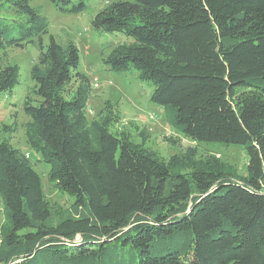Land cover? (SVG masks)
Returning a JSON list of instances; mask_svg holds the SVG:
<instances>
[{
    "label": "trees",
    "instance_id": "obj_1",
    "mask_svg": "<svg viewBox=\"0 0 264 264\" xmlns=\"http://www.w3.org/2000/svg\"><path fill=\"white\" fill-rule=\"evenodd\" d=\"M51 1L74 14L90 6ZM92 25L127 37L104 58L111 70H136L188 138L243 145L248 172L192 145L162 156L146 128L141 141L117 128L111 101L91 119L96 86L79 46L45 43L49 20L32 0H0V51L39 49L27 143L73 197L68 209L51 203L29 152L0 139V264H264V0H106ZM20 83L18 63L0 66V94Z\"/></svg>",
    "mask_w": 264,
    "mask_h": 264
},
{
    "label": "rangeland",
    "instance_id": "obj_2",
    "mask_svg": "<svg viewBox=\"0 0 264 264\" xmlns=\"http://www.w3.org/2000/svg\"><path fill=\"white\" fill-rule=\"evenodd\" d=\"M90 6L83 12L74 14L58 9L51 0H32L42 14L49 20V32L43 36L44 42L50 41V35L62 44L74 41L80 48V71L92 80L93 87L88 101V116L96 117L99 109L107 101L118 104L122 121L117 125L133 133L134 139L141 141L139 131L146 128L150 132L147 145L164 157H169L178 150L194 146L199 154H215L225 164L235 170L237 177L248 172V153L243 145L224 142L194 141L179 129L173 128L166 120L164 107L151 100L153 86L140 82L136 70L118 73L104 62L111 49L124 41L125 34L120 32L97 31L92 25V18L106 5V0H89ZM4 15L3 13H1ZM39 49L33 43L22 47H11L0 51V66L7 62L18 63L21 70V83L12 93L0 94V139L9 138L11 142L35 161L36 169L42 176L46 197L51 203H58L63 209L70 208L73 197L57 189L48 178L50 165L41 160V156L27 143L24 123L29 120L22 104L29 87L34 85L30 69L37 59ZM95 113H90V110ZM151 113L156 118H151ZM4 125H14V131L6 130ZM116 124L112 126L115 128ZM40 159V160H39ZM7 224L3 197L0 194V230Z\"/></svg>",
    "mask_w": 264,
    "mask_h": 264
},
{
    "label": "built area",
    "instance_id": "obj_3",
    "mask_svg": "<svg viewBox=\"0 0 264 264\" xmlns=\"http://www.w3.org/2000/svg\"><path fill=\"white\" fill-rule=\"evenodd\" d=\"M94 85H95L96 87H98V86H99V82H96V81H95ZM27 156H28V153H27Z\"/></svg>",
    "mask_w": 264,
    "mask_h": 264
}]
</instances>
